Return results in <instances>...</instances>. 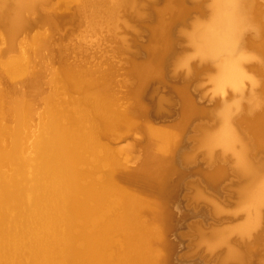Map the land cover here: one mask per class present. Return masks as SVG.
Returning <instances> with one entry per match:
<instances>
[{
	"label": "bare ground",
	"instance_id": "obj_1",
	"mask_svg": "<svg viewBox=\"0 0 264 264\" xmlns=\"http://www.w3.org/2000/svg\"><path fill=\"white\" fill-rule=\"evenodd\" d=\"M41 1L14 0L10 10L5 7L6 3L3 6L2 4L4 3L0 2L1 23L14 36L16 30H21L24 26L27 27L28 19L25 14L30 15L35 10L34 8L38 6L37 3ZM134 1L78 0L83 5L82 9L90 10L92 8L90 10L92 11L96 7L103 6L106 11L111 12V17L118 6L128 5L130 8L135 7ZM183 3L182 0H166L162 7L154 9H151V4H149L150 16L155 22L152 25H143V30L137 27L138 32L136 33L139 34L142 31L148 35L147 43L140 45V47L137 46V49L142 51L148 60L133 63L130 70L127 71L129 72L128 79L131 81L130 83H137V86L127 94L126 104L122 105L125 108L123 112H114L115 106L113 105L115 100L113 95L117 91L115 90V85H113V70L110 67L105 70L102 69V71L96 68H85L84 65L66 67L71 71L63 72L66 76L64 77L68 78L64 79V81L68 80L69 84L67 83V85L73 88L78 87V90L83 91V85L87 87V91L85 89L84 92L86 91L88 99H91V110L96 114V118L94 120L89 118L92 129L86 137L84 135L88 132L87 124L82 123L78 119L76 120L74 117L69 118V123L75 125V128L77 127L76 132L78 134L73 132V135L78 139V146L82 148V153H77L74 148L68 146L69 140L72 138V131L69 130L70 133L65 128L59 127V125L58 127L50 126V122L53 121L50 119V124L47 123V125L49 124V128H53L52 132L50 131L51 133L48 132L45 135L41 131L40 135H44L41 139H38L40 140L39 142L36 140L38 144L35 143L37 145L35 147V150L37 148L35 156L39 162L36 170L38 168L39 170H37L38 176L34 175L36 176L34 185L31 186L32 181L28 185V181L27 185L30 187L23 189V187L20 188L21 185L17 187L15 183L18 181L14 183L12 182L14 180H10V177L9 180L12 183L9 181V183L3 185L2 183H6L7 180H2L1 185H3V188L1 189L3 190L1 192H4V195L0 196H3L2 204L0 203V264H114L117 259L118 264H206L199 257L200 255L196 256L194 254L195 252L193 253L195 256L186 255L189 247L182 236V232H184L183 222L198 213L200 214L198 216L200 220L207 224L210 223L212 217L210 218V216L208 217L202 212L206 209H210L217 216L214 220L211 219L213 222L218 223L219 220L221 221L223 216L220 215L226 211V208L223 206L221 195L215 192L221 184H228L229 182H232L231 184L238 188L236 192L238 200L233 212L235 214L240 212L242 220L221 225L213 223L212 225L210 223L212 225L210 226L212 230L209 231L211 235L208 238H205V236L201 237L206 240L208 251L214 252L216 248L223 245L224 247L226 246V255L232 261H236L235 264H248L251 261L248 257L252 258L255 249L253 248L254 245L250 247L251 245L248 241L251 242L249 239L253 237L264 222V0H209L207 5L208 15L205 18L196 17L194 20L192 19L188 24V28H184L183 25L182 28H176L178 29L177 32L182 34L191 46L192 53L191 56L185 54L186 56L180 57L178 55L179 57H177L176 55L177 58H174L176 63L172 62L173 71L177 72V68L181 67L185 71V77L180 79L173 72L172 74L175 77L171 76L173 78L168 79L163 76L162 63L163 59L168 54L170 55L175 48H172L174 43L170 37L171 32H173L171 31L173 28L172 24L176 20H181L189 12L185 11L187 8L184 9L182 7ZM36 11L38 12V10ZM140 16L142 14H139ZM143 18H140V20ZM47 20L48 22L50 21L49 19ZM181 22L183 23L184 21ZM132 43L129 46V50L133 51ZM191 57H196L199 61H209L212 64L213 68L211 67V70H213L209 74V80L214 93L224 94L227 89H230L231 92L229 93L231 95H228L227 98L224 96L219 101L215 100L209 106H205L204 102L201 104L196 101L197 93L194 96V92H191L189 88L195 81L196 74L201 70L198 66L190 63ZM248 63L251 64L249 67ZM120 66L118 65V67ZM204 67L202 66L201 69ZM81 68L91 70V72L84 71V69L81 70ZM79 69L81 71H78ZM119 69L122 68L120 67ZM105 71L111 73V85L109 74H101ZM69 80L72 83L71 85ZM122 81L124 83V79ZM121 82L117 86L124 88ZM157 82H163L162 84L168 88V92L171 94L169 96L173 97L177 102L176 121L173 120L176 103L170 111L171 114L162 110L163 102L167 101L163 99L164 95L158 96L156 110L155 100H152V95L158 87L155 86L154 91H152V87ZM162 84L160 87H162ZM246 84L249 87L247 91L244 90ZM79 85H82V87ZM73 91L75 92L76 88ZM117 94L120 96L119 93ZM158 95H161V93H158ZM146 100L149 104H146ZM118 103L121 104L122 102L119 101ZM87 105L89 106V104ZM171 107L167 106L165 108L169 111ZM152 115L156 117L164 115L167 120L165 125H152L148 120V117ZM210 116H213V118H210ZM171 119L172 122L170 123ZM193 122H195V125L198 124L196 127H201L200 135L197 137L194 134V137L195 139L198 138L196 139L199 143L197 145H200L201 149L205 151L208 168L204 164L199 163L200 161H195V158H193L194 154H190V156L189 153L187 155L185 152V155L183 153L182 155L184 156L180 160L173 159L176 151L183 144L186 127ZM209 122H213V124H207ZM132 126L143 130L145 139L143 137V140H141L146 142L141 151V159L137 157L140 161L138 162L139 167L136 169L128 168L116 156L114 150L110 148L111 145L109 146V142H107L109 139L115 140L117 138L119 140L131 131ZM45 129L44 132L47 130ZM17 133L19 132L17 131ZM99 137L104 139L100 138L99 140ZM114 140L112 141H117ZM90 141L94 142V144ZM98 141H102L101 144H97ZM185 145H182V147H185ZM216 149H220L221 156L222 154L226 156L227 153H230L235 166H233L235 168H233L234 172H230L229 168L215 166L216 162L212 163L216 161L214 160ZM101 150L106 151V153L109 151L107 154L104 152L106 155H103L107 159L99 154ZM93 155L97 156L98 159V163L94 165L90 162V157ZM105 160H107L108 164H106ZM128 160H131V156ZM17 161L15 162L17 163ZM101 163L108 165L107 168L106 166L103 168ZM25 165L21 164L22 167ZM78 165H84L85 168L78 169ZM21 166H19L20 170H22ZM89 167H92V169H89ZM11 169H13V166ZM37 172L35 171V173ZM172 172L177 174L178 178L170 183L169 175ZM99 174L102 177H98ZM24 177L22 178L23 180H28L27 177L26 179ZM32 178L29 177V179ZM193 178L197 180V184H192V186L196 185L194 186V188L196 187L194 189L195 193H192V200L194 199L197 204L186 206L183 200H178L179 195L181 196L180 184L184 179L192 180ZM83 181L85 184L81 185L79 182ZM101 186H104L101 188L103 190L95 193L94 190H98ZM200 187L202 189L204 187V190L211 192V194L213 193L212 195L217 200L212 195L208 196L207 192L205 194V191L199 189ZM26 190H28V195L30 194L29 198H27ZM111 190L116 192L120 190L119 192H121V195L118 193V197L116 196L119 202L121 201L120 204L118 203L119 207L111 215L108 214L109 216L107 217L102 215L103 221L92 223L90 227L92 232H87V228L90 225L86 219L96 208L90 206L89 202L92 201L98 206L106 196L110 194L116 195ZM105 191H111V193L99 198ZM24 192L27 195L26 198L23 195ZM77 193L81 194L83 199H78ZM92 194H97L98 198H95ZM201 199L202 201H207L210 208L202 203L198 204ZM73 202H77L78 206H73ZM109 207L111 208V206ZM11 208L15 213L12 216L13 219L8 220L7 218H11V216L6 215V212L7 209L11 210ZM76 214L85 219V224L80 227L78 235L71 237L68 234V229L61 231L58 229L57 224L61 219H66L65 222H68L73 217L72 215ZM205 215L208 218H205ZM6 216L8 217L6 218ZM12 223L17 224L15 231L9 229V226H11L9 224ZM181 226L183 227L181 228ZM201 230H199L202 232L200 235L203 234V230ZM113 232L119 236L120 234L118 233H122V236H125L123 244L128 247L130 255L125 254L124 256L121 254L122 251H120V254L116 252L113 256L110 255L112 259L106 261L100 248L104 240L108 238V235ZM234 233L240 237L238 241L248 240V245L245 244L248 247L244 248L243 242L240 243L243 246L236 245V242L235 249L232 246L234 245L232 242H235L236 238L233 240L230 237ZM256 240L260 241V239ZM74 242L81 243L79 244L80 248H72L71 244ZM253 242L255 243L256 241L253 239ZM261 244L255 246L259 247L258 245ZM237 246L243 247L245 251L248 248V252L244 254V249L241 248L243 250H240L239 248L238 250ZM251 249L254 250L252 251ZM260 250L258 248L256 251ZM262 250L260 253H262ZM256 254L258 255L259 252ZM262 254L264 256V253ZM220 255L223 256L222 254ZM257 255L255 259L258 257ZM245 256L248 257L246 258ZM72 258L78 259L80 262H72ZM207 258L206 260H208ZM256 262L259 264L258 261ZM256 262L254 261L253 263L256 264ZM226 263L223 262L222 264Z\"/></svg>",
	"mask_w": 264,
	"mask_h": 264
},
{
	"label": "rangeland",
	"instance_id": "obj_2",
	"mask_svg": "<svg viewBox=\"0 0 264 264\" xmlns=\"http://www.w3.org/2000/svg\"><path fill=\"white\" fill-rule=\"evenodd\" d=\"M152 1L153 0H135L134 1L135 7H133V8H130L128 5L127 6L123 5L124 7L118 6L117 9L115 10V12H118V13L115 14V12H114L113 16L111 17V15H112L111 12L106 11V9L103 6L96 7V9H93L92 11H90L92 9V8H90V10L88 9L89 10L88 11L86 8H83L84 10L82 9L83 5H81L80 2H78V0H42L41 2L37 3L38 6L36 5L37 7L34 8L35 10L33 9L34 11H32L30 13V15L25 14V17L27 16L26 18L28 19L27 27L24 26V28H22L21 30L20 29L16 30L14 32V36H13V34L11 35V33L6 30V28L4 27V25L0 21V42H1L0 43V180H1V182H0V196L4 195V192L3 193L1 192L3 190V189H1V188H3L2 186L4 184L9 183L10 180H14V181H12L14 183L18 181L15 184L17 185V187H19L21 185L20 188L23 187V189H28V187H30V186H28V185H30V181H32L31 186L34 185L33 183H35V181H36V176H34V175L36 174L38 176L37 170H39V168L36 170V168L39 166V162L35 156L37 153L36 152L37 148L35 150V147L37 145H35V143L38 144V142L40 141L38 139H41L44 134L46 135V134H48V132L49 133L52 132L53 128H51V127L49 128L50 123H51L50 126H52V127L53 126L58 127V125H59V127L65 128L66 131H69V130L72 131V133L69 131L72 134V136H71L72 138L69 140L70 143H68V146L74 148L77 153H82V151H83L82 148L80 146H78L79 141L73 135V132H74V134H78L76 132L77 127L75 128V125H71L69 123V118L74 117L76 120L78 119L82 123L87 124L86 127L88 128V132L84 135V137H86L92 129V124L90 123L89 118H92V120H94V118H96L95 117L96 114L91 110V106H92L91 101H90L91 99L90 98L88 99V95L85 93L87 91V87L85 85H83V87H82V85H79L82 87V89H83V91H82V90H78V87L74 86L76 88V91L74 92L73 90H75V88H73L72 86L69 87V85H67L68 80L64 81V79H68V78H65L66 76L63 72L67 71V70L71 71L70 69L66 68L67 66L70 67L71 65H78V66L84 65L85 68H93V69L96 68V69L102 71V69L105 70L108 67L107 66L108 64H111V65L114 64L113 66L116 65L115 67H116L117 71H120V70L122 71V69H119L120 67L122 68V64H123V62H122L123 55L121 53L123 51H125V52L132 51L131 49L129 50V48H130L129 46L132 43L131 34L138 32L136 24H134V21L136 22L140 18L146 17L145 15L148 12V10L146 8H149V2L151 3ZM154 1H158V0H154ZM0 2L4 3V4H2L3 6H5L7 4L5 7L8 8V10H10L12 8V3L14 2V0L13 1L12 0H0ZM187 2H188V0H182V3H183L182 7L184 9L187 8V9H185V11H189L188 14L184 15V17L182 18L184 20H182V19L176 20L174 22V24H172L173 28L171 29V31H173V32H171L170 37L174 43V46L172 48H174V47L175 48H174L173 52H171L170 55L168 54L163 59V63H162V71L164 74L163 76H165V78H168V79L173 78L171 76L175 77V75L172 74L173 72L176 75H178V77H180V79H183L185 77V75H184L185 71L183 68L178 67L177 68L178 70H176L177 72L173 71L174 69L172 66V62L179 56L181 57L185 54L187 56H191V53H192L191 46L186 41L185 37L182 34L177 32L178 29H176V28H178V27L182 28V25L184 28H188V24L190 23V21H192V19L194 20V18H196V17H199L200 19H202L208 15L207 5L209 3V0H197V1L189 0V2H190L189 5L192 6V8H190L188 5H187L188 7L186 5L184 6V4ZM74 3H75V5L77 3V5L76 6L73 5ZM196 7H198V8L196 9ZM80 8H81V11H80ZM134 9H136V10H134ZM36 10H38V12ZM107 12H109V13H107ZM137 12H140V13L137 14ZM139 14H142V16L139 17ZM41 16H42V18H41ZM70 17H72V18H70ZM51 18H52V20H51ZM56 18H57V20H56ZM47 19L50 20L49 21L50 23L48 22ZM64 20H66V21H64ZM181 21H184V22L182 23ZM139 39L144 40L143 38H139ZM130 41H131V43H130ZM126 49L129 51H127ZM176 55H177V57H176ZM170 59H171V61H170ZM142 60L145 61L148 59L143 58ZM174 62L176 63V61H174ZM190 63L194 66H198V68L201 70L196 74L195 81H193V83L191 84V86L189 88L191 92L192 91L194 92L193 93L194 96L196 93L198 94V95L196 94V96H197L196 101H198L201 104L204 102L205 106H207V105L209 106L215 100L219 101L222 97L224 98V96H225V98H227L228 95L229 96L231 95L229 93V92H231L230 89H227L224 94H219V93L213 92L212 85H211V82L209 80V74L212 73L213 69L211 70V67L213 68V66L209 61H199L196 57H191ZM118 65L119 66L121 65V66L118 67ZM250 65L251 64L248 63V67ZM202 66H205V67L203 69H201ZM85 68H81V70L84 69V71H85L86 70ZM81 70L79 69L78 71H81ZM86 71L91 72V70H88V69ZM92 72H94V71H92ZM120 72H118V75L116 73V76H118V77L114 76L115 81L122 80L123 76L121 74H119ZM128 73L129 72L126 71V75L124 76L125 78H123V79H124V82L129 81V83H130L131 81L128 79L129 78ZM101 74H109L110 85H111V83H112L111 75H110L111 73L108 71H105V72H102ZM120 75H121V77H119ZM182 75H183V77H181ZM162 83L157 82L152 87V91H154L155 86L158 87L157 90L154 91V93L152 95V100L153 99L155 100V106H156V110H157V104H158L157 99H159L160 96L164 95L163 99L167 100V101L163 102L164 104L162 106V110H165V112H168L170 114H171V112L168 111L165 107L172 106L171 107V109H172L176 103L175 115L173 116V118H174L173 120L176 121V119H177V117H176L177 116V114H176L177 113L176 112L177 102L173 97L169 96L171 94L168 92V88H166V86L163 85ZM71 84L72 83L70 81V85ZM135 84H137V83H135ZM161 84H162L163 88L160 87ZM81 87H79V88L81 89ZM72 88H73V90H72ZM85 89H86V91L84 92ZM110 89H111V87H110ZM248 89H249L248 84H246V86H244V90L247 91ZM118 90H123V89L120 87V88H118ZM78 91H80V92H78ZM82 93H84V94L82 95ZM158 93H161V95H158ZM79 95H81V96H79ZM84 95H86V96L83 97ZM117 96H118V94H117ZM167 98H169V99H167ZM197 98H198V100H197ZM119 101L124 103L123 99H120ZM84 104H85V106H84ZM86 104H89V106L88 105L86 106ZM147 104H149V103L147 102ZM215 109H216V107H215ZM217 110H219V109H217ZM50 114H51V116H50ZM54 115L56 117L57 116L58 117L57 118L52 117ZM210 118H213V116L212 117L210 116ZM50 119L53 120L52 121L53 123L50 122L51 121ZM55 119H56V121H55ZM171 122H172V119H171L170 123ZM47 123H49V124L47 125ZM194 123L195 122L191 123L192 125L190 124L189 126L186 127L185 139H184L183 144H182L183 146L185 144L186 145H185V147H182V145H181V148L176 151L175 155L173 156V159L174 160H180L185 155V152L187 153V155H188V153H189V155L194 154L193 155L194 156L193 158H195L194 160L197 162L200 161L199 163H202V165L204 164V166L208 168L209 167L208 166V160H207V156L204 153L205 151L203 149H201L202 147L200 145H197V144H199L198 141H196V139H198V138L195 139V137H194V134L197 137L200 135L199 132L201 130L200 129L201 127H198V126L196 127V125H198V124L195 125ZM55 124H56V126H55ZM193 124H194V126H193ZM207 124L212 125L213 122H209ZM46 125L48 126V128ZM199 126H200V124H199ZM193 127H195V128H193ZM89 128H90V130H89ZM44 129L46 130L47 133L44 132ZM193 130H194V132H193ZM17 131L19 133H17ZM41 131L44 133V134H42V136L40 135ZM186 135H187V137H186ZM191 137H192V139H191ZM100 138L104 139L102 137H99V140H100ZM142 138L145 139V134H144L143 130H141L138 127L132 126L131 131L128 132L123 137H121L119 140L115 139V140H117L116 142L112 141L114 139H112V140L109 139L111 142L109 140L108 141L105 140V141L109 142V146L111 145L110 148H112L114 150V153L116 154V156H118V158L123 163H125V165L134 166L135 163L140 161V160H138L139 158L137 159V157H140V159H141V157H142L141 151L146 144L145 141L141 142ZM189 139H191V140H189ZM36 140L38 142H36ZM86 140H88V139H86ZM18 141L20 142V144ZM90 142L94 144V142H92V141H90ZM101 142L102 141H98L97 144H101ZM139 142H141L140 143L141 145L139 144ZM112 143H114V144H112ZM16 145H17V147H16ZM196 146H198V147L200 146V147L198 148ZM12 147L15 149L13 150ZM102 152H103V154H102ZM104 152L106 153V151L101 150V152L99 154L101 156H103L105 154ZM183 153H184V155H182ZM13 154H14V156H13ZM32 154L35 157H33ZM224 155L222 154V156H224ZM128 156L129 157L131 156V160H128L129 159ZM222 156H221L220 149H218V150L216 149L215 158H214V160H216V161H213L212 163L216 162L217 164L215 166L218 165V166L224 167L226 169L229 168L230 170L229 169L228 170L230 172H234L235 166L233 164V160H232L230 153L226 154L227 157L226 156L222 157ZM104 157L105 156H103V158ZM176 158H178V159H176ZM7 159H9V160H7ZM14 159H15V161H17L19 159L20 162H18L19 161L18 160L16 163L14 161ZM105 159H107V158L105 157ZM223 160H225V161H223ZM134 161H136V162L133 163ZM24 162H26V163H24ZM90 162L93 165L97 164L98 163L97 156H95V155L91 156ZM105 162H106V164H108L107 160H105ZM37 163H38V165H37ZM104 163H101V165L103 166V168H105L104 166H106V168H107L108 165H106ZM21 164L22 165L26 164L27 166L25 165L24 167H22ZM15 165L17 166V168ZM18 165L22 167L23 171L20 170L21 168ZM12 166H13V169H11ZM28 166H29V168H28ZM77 168L78 169H84L85 166L84 165H78ZM89 169H92V167H89ZM20 171L22 174L25 172L23 174V176H21L22 174L20 173ZM35 171L37 173H35ZM1 172H3V173H1ZM27 172H29V173H27ZM31 172H32V174H31ZM13 174H15L16 176ZM25 175L28 178V180L22 179ZM9 177L11 178L10 180H9ZM26 177H24V179H26ZM29 177L30 178L33 177V178L29 179ZM98 177H102V175L99 174ZM12 178H14V179H12ZM176 178H178L177 174H175L174 172L170 173V175H169L170 183L172 182V180H174ZM193 179L192 180L184 179L180 184L181 188L179 190L181 192L182 197L179 195L178 200H183V202L186 206H191L194 203H196V201L194 199L192 200V195H193L192 193H195L194 189L196 187L194 188V186H196V185L192 186V184H197V180L195 178H193ZM2 180H4V181L7 180V181H6V183L5 182L2 183ZM195 180H196V182H195ZM28 181H29V184H28ZM12 182L10 181V183H12ZM1 183L3 185H1ZM79 183L81 185L85 184L84 181L79 182ZM229 183L228 184H225V183L221 184L218 187V188H220L219 191H217L218 190V188H217V190L215 192V193H218L221 195V197L223 199V204H224L223 206L226 208V211L221 213L220 216H224V215L228 214L231 217L230 220L229 219L226 221L224 220L222 222L224 224L225 223L231 224L233 222L242 220V216H241L242 214L240 212H236V214H235V212H233V209L236 207L235 204L238 200L237 194H236L238 188L234 187V185L231 184L232 182L230 184ZM102 187H104V186H101L96 191L94 190V192L97 193V192L103 190V189H101ZM117 189H116V191H117ZM199 189L201 190L202 188L200 187ZM202 190L205 191L204 187ZM27 191L28 190H26L25 192H27ZM111 191H112V193H116V195L110 194ZM111 191H109V192L105 191L101 196H99V198H101L102 196H105L106 194H110V195L106 196L105 198H103L98 206L96 205V203H94L92 201L89 202L90 206H93L96 208H95V211L90 216H88V219H86V221L90 225L87 228V232H92V229H90L92 223L102 222L104 219L103 217H107V216L111 215L112 212H114L119 207L118 203L120 204L121 201L119 202L117 197L119 195L118 193H120V195H121V192H119L120 190H118V192H116L114 190H111ZM222 191H223V193H222ZM25 192L23 195H25L24 197L26 198V196L28 195V192H27V195ZM206 192H207L208 196H211L213 194V193L211 194V192H208V191H205V194H206ZM92 195H94L95 198H98L97 194H92ZM76 196L78 199H83V196L81 194H78ZM29 197H30V194L27 196V198H29ZM189 197H190V199H189ZM212 197L217 200V198L215 196L212 195ZM2 198H3V196L0 197V203H1ZM199 203H202V204H204L210 208V205L207 201H202V199H201V202H200V200L198 201V204ZM73 206H78L77 202H73ZM109 206H111V208ZM202 212H204L208 217L209 216H210V218L212 217L211 219H215L217 217L212 213V211L210 209H206ZM14 213H15V211L14 210L12 211V208H11V210L7 209L6 215L7 214L10 215L11 218H7L8 216H6V218L8 220L13 219L12 216L14 215ZM102 215H103V217H102ZM199 215L200 214L195 213L193 215V217L191 216V219L188 218V220L186 219L183 222L184 227L181 226V228L182 227L184 228V232H182L183 233L182 236L187 241V246L189 247L186 255L187 254L188 255H194L195 254L196 256L200 255L199 257H201V259L204 262H206V264H211V263L212 264H222L223 262L226 263V261H228V263H226V264H230V263L235 264L236 261H232L226 255L227 248H226V246L224 247V245L216 248L214 250V252L210 251V250L208 251L207 244L205 243L206 240L204 238H202L201 236H205V238H208L211 235V233L209 231L212 230V227H210V226H212L213 225L212 223H214V222L209 218L212 225L210 223L207 224L206 222L199 219V217H198ZM206 215H205V218H208ZM72 216L73 217L70 218V220H68V222H65L66 219H61L58 222L59 225L57 224L58 229L61 231L68 229V234L71 237L78 235L80 233V227L85 224V219L83 217L77 216V214L72 215ZM147 216H149V215H147ZM140 219H142V218L140 217ZM186 221H188V222H186ZM10 222H13V221H10ZM12 224H9V225H11V226H9V229L12 231H15L17 228V224L16 223H12ZM14 224H16V225H14ZM262 224H263L262 225L263 228H262V226L260 227V229L262 228L261 230L259 229L260 232H258L259 231L258 230L256 232L257 234L256 233L254 234L256 239H260V241L256 240L254 235L251 239H249V240H251V242L248 240L238 241V240H240V237L238 235H236L235 233L231 234V236H230L231 238H233V240L236 238L234 240L235 242H232V244H234V245H232V246H234V248H235L236 242H237L236 245H239V246L244 245V248H246V246L248 245V242L251 245L250 247H252L254 245L253 248L255 249V253L259 252L258 255L256 254L258 256L257 259H255L256 258L255 253H254V255H252L253 259L252 258L250 259L248 256H245V257L246 258L248 257V259L253 261V262L258 261L259 264L261 262H262L261 264H264V260H263L264 256L262 254V253H264L262 250V248L264 246V245H262V244H264V241H263L264 240V238H263L264 237V234H263L264 233V222ZM13 227H15V228H13ZM201 229L203 230L202 235H200V233H202V232L199 231ZM261 231H263V232H261ZM196 232L198 233V235ZM118 234H120V236L114 232L109 234L108 238L104 240L103 245L100 248V250L104 253V260H106V261H109L110 259H112V258H110V255L113 256L116 252L122 251V253H121L122 255H124V256H125V254L130 255V251L128 250V247L124 246V244H123L125 236H122V233H118ZM260 236H261V238H260ZM253 239H254V241L257 242V244H260V243H262V244L258 245L259 247H256L255 245H257V244H256V242L255 243L253 242ZM241 242H243V245L240 244ZM252 242H253V244H252ZM79 244H81V243L74 242L71 244V246H72V248H80ZM245 244H247V245H245ZM239 246H237L238 250H239V248H240V250L244 249L243 247H239ZM104 247H106V248H104ZM241 248H243V249H241ZM258 248H259V250L260 249L262 250V253H260L261 250L256 251V250H258ZM247 250H248V248H247ZM247 250L245 251V249H244V254H245V252H248ZM103 253H101V254L103 255ZM109 253H111V254H109ZM220 254H222L223 256H221ZM216 255H220V256H216ZM246 255H248V254L246 253ZM259 255H260V257H259ZM222 257H225L226 259L225 258L222 259ZM206 258L208 260H206ZM259 258H262V259H259ZM87 259H88V257H87ZM251 261H249L248 264L249 263L255 264ZM72 262L79 263L80 260L72 258ZM116 263L118 264V259L114 262V264H116ZM256 264H258V263L256 262Z\"/></svg>",
	"mask_w": 264,
	"mask_h": 264
},
{
	"label": "water",
	"instance_id": "obj_3",
	"mask_svg": "<svg viewBox=\"0 0 264 264\" xmlns=\"http://www.w3.org/2000/svg\"><path fill=\"white\" fill-rule=\"evenodd\" d=\"M165 2H166V0H158V1H154L153 0L151 3L149 2V4H151L150 5V8L151 9H154V8L162 7ZM189 4H190V2L189 3L188 2L185 3L186 6L188 5L190 8H192V6H190ZM150 8H146L147 10L149 9L148 12L145 15L146 17L149 16L148 18L144 17L141 20L139 19L136 22L134 21V24H136V27L142 29V26L143 25L145 26V25H152V24H154L155 20L153 18H151V16H150ZM131 35H132L131 36V41L133 42L132 43V46L134 48L133 51H131L130 53L123 51L121 53L123 55V59H122L123 64H122V72H120L119 74H121L123 76V78L126 75V71H129L130 70V67L133 65V63H135V62H142L143 61L142 60L143 58H145V59L147 58V56L142 51H140V50L137 49V46L140 47V45H143V44H146L147 43V41H148V35H147V33H144V32L141 31V33H139V34H136L135 33V34H131ZM139 38H143L144 40H140ZM108 67H110V69L113 70L112 81H113V85H115V90L117 91V93H120L121 94L120 96H116L117 93L114 94L115 96L113 95L114 100H115L114 101V105H113V106H115V109H114L115 111L114 110L113 111L120 113V112H123V109H125V108H123L122 105L126 104V96H127V94L129 93V91H133L136 88L137 84L134 85L133 83H129V81L123 83L122 80L114 81V76L116 75V73L118 74V72H116L117 69L114 68V66L111 65V64H108ZM119 82L123 83L124 88L121 87L123 90H118V88H120L119 86H117V85H119ZM119 99H123L124 100V103L118 104ZM146 104H147V100H146ZM171 110L172 109L170 108L169 111H171ZM148 120L154 126H161V125L163 126V125H165V123L167 121L166 120V117L164 115L161 116V117H156V116H153L152 115V116H149L148 117ZM142 140H141V142H142ZM138 162L134 166H131V165H126V166H128V168H130V169H136L137 167H139ZM222 218L223 219L221 221L219 220L218 223L217 222H214L213 224L221 225V224H223L222 222L224 220H228V219L230 220L231 219V217L228 214L227 215H224ZM119 254H120V252H119Z\"/></svg>",
	"mask_w": 264,
	"mask_h": 264
}]
</instances>
